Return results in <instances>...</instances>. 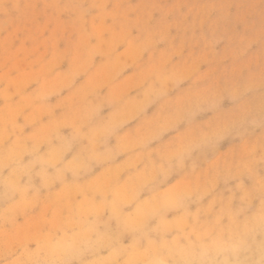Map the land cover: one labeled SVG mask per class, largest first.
Returning <instances> with one entry per match:
<instances>
[{"label": "rangeland", "instance_id": "374dc122", "mask_svg": "<svg viewBox=\"0 0 264 264\" xmlns=\"http://www.w3.org/2000/svg\"><path fill=\"white\" fill-rule=\"evenodd\" d=\"M101 119L116 125V155L0 200L5 258L113 206L129 217L112 220L129 246L138 210L186 188L206 189L205 207L233 193L238 205L240 182L264 178V0H0V146L39 145L55 160L58 137ZM89 147L77 140L63 164Z\"/></svg>", "mask_w": 264, "mask_h": 264}, {"label": "clouds", "instance_id": "9594fccd", "mask_svg": "<svg viewBox=\"0 0 264 264\" xmlns=\"http://www.w3.org/2000/svg\"><path fill=\"white\" fill-rule=\"evenodd\" d=\"M115 134L116 125L105 123L103 119L99 123L81 125L71 140L58 137L59 146L51 150L59 154L55 160L41 155L39 145L32 148L0 146V200L16 195L26 197L36 178L47 187L56 180H63L68 172L79 176L81 171H90L95 164L106 163L116 155V149L109 146ZM79 139L89 141L87 154L63 164V155L71 151L73 143ZM199 146L194 144L193 148ZM25 157L30 159L25 160ZM6 170L7 176L4 175ZM238 188L243 195L235 206L233 193L218 208L216 199L205 207L202 201L208 191L192 188L178 191L170 201L151 203V210H138L137 219L131 223L133 239L129 246L121 243L124 233L117 235L112 228V220L119 217H123L127 226L129 217L122 210L118 216L113 206V216L107 218L97 213H81L69 218L70 228L57 230L62 235L57 236V231L50 233L35 251L25 247L21 255L7 259L6 255L10 254L0 250V264H264V243L255 250L250 243L257 232L264 233V178L252 189L245 188L242 181ZM255 199L260 203L253 210ZM193 204L197 205L195 211L191 210ZM170 212L178 213L175 222L167 221ZM153 221L158 223L153 226ZM174 232L177 235L169 240L167 237ZM123 256L128 258L120 259Z\"/></svg>", "mask_w": 264, "mask_h": 264}]
</instances>
